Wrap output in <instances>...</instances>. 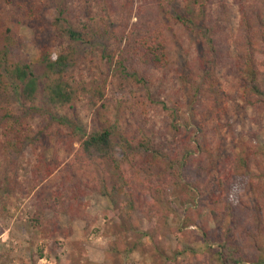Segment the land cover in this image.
<instances>
[{"label": "rangeland", "instance_id": "1", "mask_svg": "<svg viewBox=\"0 0 264 264\" xmlns=\"http://www.w3.org/2000/svg\"><path fill=\"white\" fill-rule=\"evenodd\" d=\"M163 1H67L76 17L92 18L102 30V42L104 47L109 45L113 58L102 59L93 46H79L75 74L84 89L71 105L49 107L58 117L74 121L77 129L51 118L30 120L35 143L25 142L20 154L3 150L0 129V187L11 176L14 189L4 198L5 204L0 202V264H211L212 252L228 240L242 247L244 264H264V241L259 240L258 246L251 242V235L264 233V212L257 209L264 192V104L250 103L255 98L234 73L240 1L202 0L194 6L195 21L219 30L224 59L209 56L200 35L172 24L161 8ZM169 4L172 14L187 12V0ZM23 6L36 13L39 6L43 9L31 21ZM57 13L54 0H4L0 23L4 28L10 22L24 41L22 54L36 64L43 45L48 44L53 54L60 51L45 26ZM158 21L172 26L167 31L169 63L140 66L146 84L125 78L119 73L127 43L123 33ZM34 23L43 30H35ZM134 58L128 57L130 69L132 64L138 65ZM177 95L183 104L178 116L184 130L182 143L196 138L197 125L204 130L202 160L194 163L195 182L177 191L162 181L152 182L155 189L165 187L164 206L154 209L146 202L149 216L139 213V227L133 231L119 219L122 212H130L124 208L125 189H120L113 203L91 190L94 182L89 173L72 169L79 138L117 122L133 138L141 139L155 130L158 142L172 141L167 129L170 118L163 107L166 103L173 110L172 99ZM12 100V110L20 114L25 103L15 93ZM247 153L249 167L245 168L241 158ZM42 165L51 167L52 175L40 176ZM59 193L67 206L77 209L76 216L50 208L44 213L42 227H35L39 204L50 201L52 207L58 206L55 197ZM227 203L238 214L236 227Z\"/></svg>", "mask_w": 264, "mask_h": 264}, {"label": "trees", "instance_id": "2", "mask_svg": "<svg viewBox=\"0 0 264 264\" xmlns=\"http://www.w3.org/2000/svg\"><path fill=\"white\" fill-rule=\"evenodd\" d=\"M3 1L0 0V4ZM40 1L43 2V0ZM54 1L58 13L45 26L53 35L60 51L58 54H53L48 44L43 45L40 48L39 62L36 64L22 54L21 48L24 41L10 27V22L6 23L4 28L0 23V129L4 136L3 150L7 154L11 152L20 154L25 142L35 143V131L30 125V120L37 117L51 118L52 122L57 121L77 129L74 121L66 117H58L49 107L60 108L71 105L84 89L78 84L75 74L80 45L95 47L101 52L102 59L109 57L112 60L113 58L109 54V45L104 47L102 42L104 38L102 30L96 28L92 18L76 17L68 9V0ZM201 1L187 0L186 13L176 10V14H172L170 2L166 3V0L161 4V8L164 9L172 24H180L188 31L200 35L209 56L224 59V50L220 47L217 38L219 30L194 19L196 13L194 6ZM239 1L241 19L233 68L243 88L255 98L250 103L258 106L264 104V0ZM42 9L43 7L39 6L36 13L35 10L23 6V12L31 21L38 17V12ZM158 22L148 27L145 23L141 26L136 25L132 30L123 33L127 43L123 58L119 62V73L125 78L139 84H146L147 80L140 66L158 67L169 63L167 31L172 26L165 21ZM33 25L35 30H43L38 23ZM128 57H135L138 65L132 64L133 67L130 69ZM13 93L17 94L18 99L26 105L20 114H16L11 108ZM172 104L173 110H170L166 103L163 107L170 118L167 129L173 138L172 141L165 139L163 142H158V134L155 130L144 133L141 139L133 138L117 122L108 127L96 128L79 138L80 148L74 156L72 169H84L89 173L90 181L94 182L91 190L109 197L113 203H116V194L120 193V189H125L124 208H129L130 212H122L119 214V219L126 227H132L133 231L139 227V213L149 216V210H145L146 202L154 209L164 206L163 200L167 196L165 187L155 189L151 183L159 180L176 191L186 184L192 186L196 176L193 170L194 163L202 160L203 127L197 125L194 130V134H197L196 138L182 143L181 137L184 130L178 122V116L183 111V104L179 95L175 97V100L172 99ZM178 146H181L180 149ZM198 152L201 153V157L197 156ZM249 156L250 154L247 153V156L241 158V164L245 168L249 167ZM53 172L54 170L49 166H40V176L43 173L50 176ZM11 183L12 178L9 176L6 183L0 187V202L3 204H5L4 198L14 191ZM251 183L254 186V183ZM54 196L50 195L51 198ZM55 199V204L58 206L52 207L50 201L39 204L40 207L34 219L35 227H42L44 213L50 208L55 210L57 208L58 212L72 217L76 216L77 209L67 206L63 194L59 193ZM227 207L228 214L232 215L233 222L236 224L235 227L238 226L237 212L230 203H227ZM240 208L245 210L244 206ZM257 209L259 212H264V192L260 196ZM166 210H168L167 207ZM173 211L177 213L174 209ZM213 213L215 216L219 215L217 211ZM251 238L252 244L256 243L258 246L259 240L264 241V233L253 234ZM136 248H138L137 245L132 249ZM212 254L211 264H244L246 261L242 247L233 240L220 244ZM193 255L196 256V253L193 252Z\"/></svg>", "mask_w": 264, "mask_h": 264}]
</instances>
